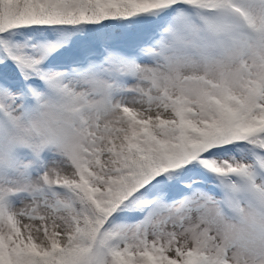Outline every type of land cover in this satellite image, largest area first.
Listing matches in <instances>:
<instances>
[{
  "label": "snow or ice",
  "instance_id": "6c2138e0",
  "mask_svg": "<svg viewBox=\"0 0 264 264\" xmlns=\"http://www.w3.org/2000/svg\"><path fill=\"white\" fill-rule=\"evenodd\" d=\"M0 264H264V0H0Z\"/></svg>",
  "mask_w": 264,
  "mask_h": 264
}]
</instances>
